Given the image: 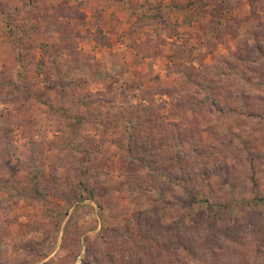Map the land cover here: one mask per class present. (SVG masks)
Segmentation results:
<instances>
[{
	"label": "rangeland",
	"instance_id": "1",
	"mask_svg": "<svg viewBox=\"0 0 264 264\" xmlns=\"http://www.w3.org/2000/svg\"><path fill=\"white\" fill-rule=\"evenodd\" d=\"M137 258L264 264V0H0V264Z\"/></svg>",
	"mask_w": 264,
	"mask_h": 264
},
{
	"label": "trees",
	"instance_id": "2",
	"mask_svg": "<svg viewBox=\"0 0 264 264\" xmlns=\"http://www.w3.org/2000/svg\"><path fill=\"white\" fill-rule=\"evenodd\" d=\"M131 145V144H130ZM133 145L132 144L130 147H131V150H133ZM131 158H133L131 156ZM134 161L138 162V164L144 168V169H147L149 170L150 174L154 177H159V178H167L169 180L170 183H173L175 184L176 186H179L181 187L182 189H185L187 191H191V183L188 182V181H184L182 180L181 176H178V175H174L172 176L170 173H168V171L166 170H160L158 169L156 166H149L147 161L145 160L144 157H135L133 159ZM135 181H138V179H136ZM168 182V181H167ZM138 184H139V187L142 188V186H144V181H138ZM163 185L162 183H155L153 185H151L150 183L146 186V191L147 192H152V191H156L160 196H161V199H163L164 202H167L166 200V195H165V192H164V189H162ZM203 202L205 203H208L210 202V198L207 196V195H204L203 196ZM118 238V237H117ZM104 249H105V252L108 256L112 257L113 260H114V252L117 253L118 251L117 250H122V245L118 246L117 250H113L111 251V246H110V243L108 242V240L106 238H104ZM118 242H121V239H118L117 240ZM113 243V242H112ZM142 248H145L144 246H142ZM135 254V253H134ZM145 254V253H143ZM132 262L134 261L133 259H131ZM137 264H149V259H147L146 261L143 262V259L141 258H137ZM154 264V263H152Z\"/></svg>",
	"mask_w": 264,
	"mask_h": 264
}]
</instances>
